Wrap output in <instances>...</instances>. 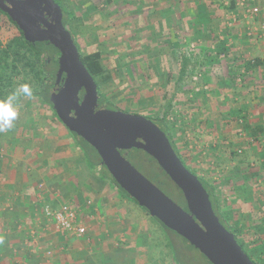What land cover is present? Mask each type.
Returning a JSON list of instances; mask_svg holds the SVG:
<instances>
[{"label": "rangeland", "instance_id": "obj_1", "mask_svg": "<svg viewBox=\"0 0 264 264\" xmlns=\"http://www.w3.org/2000/svg\"><path fill=\"white\" fill-rule=\"evenodd\" d=\"M67 1L68 9L75 12L77 17L69 23L67 29L78 49L84 54L103 51L104 63L112 78L102 84L101 95H106L114 103L115 107L111 106L110 109L148 117L163 112L169 100L173 99L169 124L180 153L197 176L210 180L216 186L228 224L244 239L246 248L254 259L264 264V252L253 241V232L248 233L244 227L243 210L232 207L238 203L237 198H234L237 183L233 172L234 168L243 165L246 158V144L249 141L247 132L244 131L242 124L230 115V119L237 127L229 132L226 139H222L224 132L213 119L215 116L211 115V106L216 102L211 98L214 80L223 70V62L217 60L215 54L217 50H211V46L219 44L216 29L219 28L223 33L227 26H230L229 16L236 14L231 13V8L216 6L221 16L206 23V19L198 16L199 7L194 1L189 3L180 0L176 4L173 2L170 4L172 16L170 21L160 19L159 14L155 12L163 9L172 0ZM251 1L247 0V4ZM185 8L188 13H194L197 17H190L192 14L187 17ZM153 10L155 11L151 16L150 12ZM243 27L240 23L236 26L238 30ZM17 33L16 26L0 12L2 43H6ZM187 49L190 50V54L196 53L193 58L200 65L192 66L184 80L178 84L182 53ZM221 50L217 53H222L224 59L227 54H224V51L220 52ZM217 64L219 65L215 66ZM219 100L221 103L230 101L225 98ZM19 103L20 114L14 122V127L6 133H0V154L8 151L15 154L19 151L15 146L20 140V132L26 137H22L24 144L31 140H42L39 134H44L45 131L50 136L68 137L79 141L56 118L51 108L41 103L37 97H25ZM229 106L232 108L231 104ZM12 142H15L13 148ZM41 150L44 148L41 147ZM135 153L149 159L145 151L132 148L129 150V162L169 199L184 207L179 202L180 197L177 199L169 195L151 179V176H148L144 166L133 158ZM154 170L163 181H169L171 188L178 193L177 184L158 163L154 165ZM126 198H123L125 202L122 200L121 214L125 218L139 222L140 225L143 224L142 229L151 236L154 235L148 245L150 257L162 251L164 246L170 249L171 264H212L201 251L191 246L183 237L164 228L144 208L132 199ZM171 234L176 247L174 250Z\"/></svg>", "mask_w": 264, "mask_h": 264}, {"label": "crops", "instance_id": "obj_2", "mask_svg": "<svg viewBox=\"0 0 264 264\" xmlns=\"http://www.w3.org/2000/svg\"><path fill=\"white\" fill-rule=\"evenodd\" d=\"M178 1L155 13L172 21L170 4ZM186 1L198 5V16L206 23L221 16L216 6L236 14L224 35L216 29L219 44L211 46L219 51L225 43L227 54L222 59L223 54L215 52L223 70L214 80L211 115L224 132L222 139L237 127L230 115L247 132L246 158L233 172L238 203L232 207L243 210L244 227L264 252V0L246 6L226 0ZM255 5L259 12L251 13L249 8ZM185 9L187 17L196 15ZM238 23L243 29L236 28ZM219 98L230 101L221 103ZM22 134L17 153L0 154V264H171L167 247L150 257L148 245L154 235L121 214L122 200L127 198L102 177L101 166H93L78 141L45 131L39 134L42 140L24 144ZM65 203L79 211L87 225L85 236L60 232L46 215L47 206L56 210Z\"/></svg>", "mask_w": 264, "mask_h": 264}, {"label": "water", "instance_id": "obj_3", "mask_svg": "<svg viewBox=\"0 0 264 264\" xmlns=\"http://www.w3.org/2000/svg\"><path fill=\"white\" fill-rule=\"evenodd\" d=\"M0 10L32 43L50 42L60 51L63 85L52 96L60 121L84 138L103 158L110 174L138 205L186 239L212 264H255L221 222L199 177L182 162L168 135L138 114L98 108V85L81 60L55 0H0ZM84 90L83 97L81 92ZM131 148L152 156L184 194V208L143 177L128 160Z\"/></svg>", "mask_w": 264, "mask_h": 264}, {"label": "trees", "instance_id": "obj_4", "mask_svg": "<svg viewBox=\"0 0 264 264\" xmlns=\"http://www.w3.org/2000/svg\"><path fill=\"white\" fill-rule=\"evenodd\" d=\"M55 1L59 3L63 9V14H64L63 23L65 24L66 28H68L69 23L77 18L75 12L68 9L66 5L68 2L67 0H55ZM233 4L234 3H232L230 7H233ZM0 12L2 14H5L18 29V33L13 37H11L6 43L3 44L2 40H0V99L6 98L20 84L30 83L34 89V95L32 97H37L38 100L41 101V103H43L45 106L50 107L51 110L54 112L56 118L60 120L53 108V104L51 100L56 90L63 85V80L65 78V72L63 71L60 73L61 70L60 51L54 45H52L50 42L47 41L37 42L36 44H32L28 42L24 38V35L17 26L16 22L13 21L6 13H3L1 10ZM69 15H71V17H69ZM222 47H223L222 50L224 51L225 43L222 45ZM79 52L82 62L84 63L88 71L92 74L93 78L95 79L98 85V91L100 94V100H99L100 104L105 105L108 108H110L111 106L115 107L114 103L111 100H109L106 95H101L102 84L108 82L112 78L111 72L108 70V68L104 63L103 51L97 50L84 54L79 49ZM194 54L196 55V53ZM194 54L193 53L190 54V50L188 49L182 53L183 59L178 73V80H177L178 84L184 80L188 70L192 66H195V64L199 63L198 61H195L196 60L195 58H193ZM192 60L194 61L193 63ZM22 99L23 98H21V100ZM172 109H173V99H170L163 112L149 115L147 118L152 120L159 128H161L168 135L173 148L175 149L176 153L178 154L182 162L192 173L197 175L196 172L189 167L187 161L180 153L178 146L174 141V136L171 133V127L169 124V120L172 114ZM71 133L74 135V137L77 140H79L78 142L81 148L84 150L85 155L87 156L89 161H91L93 166H98V165L101 166V171L103 175L102 177L113 183L123 196L132 199L135 203L138 204V202L134 198H132L120 185H118L114 177L108 171L106 165L103 163V158L101 157L100 153L96 150V148L81 136L77 135L74 132ZM133 149H138V148H133ZM233 153L236 154L237 152H233ZM128 157H129V151L127 153V158ZM133 158L142 167L144 166V168L148 171V176H151V179H153V181L156 182V184L159 185L160 188H162L166 193L177 199L180 197L179 202L184 206V208H187V203L182 191L176 186L178 190V193H176L171 188L172 186L169 184L170 183L169 181L166 182L163 181V178H161L155 173L154 165L157 164V161L152 156L149 155V159L147 158L148 159L147 160L146 158H143L139 156L137 153H135L133 155ZM198 177L202 182L204 188L207 190L213 209L216 212V214L219 216L223 225L226 226V228L235 235L238 243L241 245V247L244 249L247 255L253 260V262L255 264H260L254 259L251 252L246 248V243L244 242V239L241 238L240 235L236 233V231H234L228 224L227 218L223 214L222 199L217 192L216 186L210 180L200 176ZM154 219H156L167 230L176 233L175 231L169 229L158 218L154 217ZM254 242L256 245H259L258 243L259 241H254ZM172 249L173 250L176 249L175 242H173L172 244Z\"/></svg>", "mask_w": 264, "mask_h": 264}, {"label": "built area", "instance_id": "obj_5", "mask_svg": "<svg viewBox=\"0 0 264 264\" xmlns=\"http://www.w3.org/2000/svg\"><path fill=\"white\" fill-rule=\"evenodd\" d=\"M226 1H237L243 6L248 5L247 0H226ZM251 13H258L259 7L254 6L251 9ZM235 16L232 18V21H235ZM45 213L48 217L52 219L55 223L56 228L60 232H70L75 234L78 237L85 236L87 233V225H85L79 215V211L69 203L62 204L58 209L53 210L50 207H46Z\"/></svg>", "mask_w": 264, "mask_h": 264}, {"label": "clouds", "instance_id": "obj_6", "mask_svg": "<svg viewBox=\"0 0 264 264\" xmlns=\"http://www.w3.org/2000/svg\"><path fill=\"white\" fill-rule=\"evenodd\" d=\"M34 89L30 83L20 84L6 98L0 99V133H6L14 127L20 114L21 98H31Z\"/></svg>", "mask_w": 264, "mask_h": 264}, {"label": "flooded vegetation", "instance_id": "obj_7", "mask_svg": "<svg viewBox=\"0 0 264 264\" xmlns=\"http://www.w3.org/2000/svg\"><path fill=\"white\" fill-rule=\"evenodd\" d=\"M59 88H60V87H59ZM59 88H58V89H59ZM58 89H57V90H58ZM57 90H56V91H57ZM83 95H84V90H82V92H81V96H82V97H83ZM99 95H100V94H99ZM99 100H100V98H99ZM101 106H105V105H101L100 102L98 101V108H100ZM106 107H107V106H106ZM131 149H132V148H131Z\"/></svg>", "mask_w": 264, "mask_h": 264}]
</instances>
